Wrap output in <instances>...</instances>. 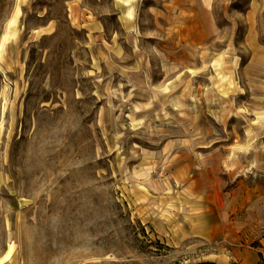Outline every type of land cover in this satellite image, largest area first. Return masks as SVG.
Here are the masks:
<instances>
[{
	"label": "rangeland",
	"instance_id": "obj_1",
	"mask_svg": "<svg viewBox=\"0 0 264 264\" xmlns=\"http://www.w3.org/2000/svg\"><path fill=\"white\" fill-rule=\"evenodd\" d=\"M0 264H264V0H0Z\"/></svg>",
	"mask_w": 264,
	"mask_h": 264
}]
</instances>
